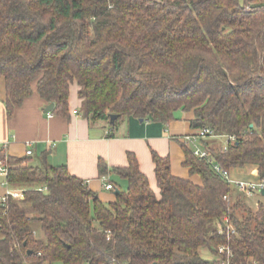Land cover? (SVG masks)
Here are the masks:
<instances>
[{"label":"trees","instance_id":"16d2710c","mask_svg":"<svg viewBox=\"0 0 264 264\" xmlns=\"http://www.w3.org/2000/svg\"><path fill=\"white\" fill-rule=\"evenodd\" d=\"M73 84L81 115L111 131L126 117L167 126L177 111L193 112V129L235 137L214 150L216 162L254 167L264 183V0H0L8 116L36 86L51 113L67 117ZM182 147L202 186L153 153L155 191L130 154L112 170L126 186L112 182L119 194L109 204L65 165L0 150L7 185L22 192L0 202V264H264V196L252 209ZM99 173L108 175L103 162Z\"/></svg>","mask_w":264,"mask_h":264},{"label":"crops","instance_id":"0c3cea01","mask_svg":"<svg viewBox=\"0 0 264 264\" xmlns=\"http://www.w3.org/2000/svg\"><path fill=\"white\" fill-rule=\"evenodd\" d=\"M4 87V86H3ZM78 89V88H77ZM78 91V90H77ZM49 103L41 99L36 86L33 94L12 116H8L5 106V88L0 94V150L10 158L27 159L31 164L40 166L46 159L51 166H67L69 173L82 179L90 191L95 193L104 204L116 201L115 191H106V182L126 186L125 181L112 174L115 168L129 166L128 156H135L140 171L148 178L150 186L158 191L155 176L153 153L171 161V171L175 177L188 180L202 186L198 175H191L184 166L185 153L182 147L184 138L196 133L191 127L193 112L179 110L175 120L167 126L152 121H140L129 117L121 120L117 129L111 131L109 124L103 121L89 123L80 113L81 102L69 97V116L59 117L45 112ZM222 137L205 140L210 150L213 143H223ZM202 142L204 145H206ZM224 145V146H225ZM31 151V155L27 152ZM103 162L108 168V175L101 177L99 164ZM250 167V168H249ZM247 170L254 181H259L256 168L247 166L243 169H232L230 172ZM255 171V174H254ZM243 181L242 179H234ZM15 192L9 188L6 176L0 175V200Z\"/></svg>","mask_w":264,"mask_h":264},{"label":"built area","instance_id":"2783aa9c","mask_svg":"<svg viewBox=\"0 0 264 264\" xmlns=\"http://www.w3.org/2000/svg\"><path fill=\"white\" fill-rule=\"evenodd\" d=\"M221 136H217L210 128H201L197 129L196 133L193 135L186 136L184 138V143L191 145L193 154L198 158L205 161L206 165L213 170L217 175H219L226 182L233 185L239 192L245 194L246 196H252L257 191H261L264 189V183L257 182H246V181H235L232 179L230 173L225 171L217 162L214 157L213 152L204 145L202 142L208 139H214ZM227 140L226 145L229 141H235V137H227L224 136ZM31 151L27 152V155H31ZM9 172V167L4 164L3 161H0V175L7 176ZM104 189L106 191H115V188L108 181L106 182ZM5 198L0 200L1 203L5 202ZM226 249L224 247L219 248V253L224 254ZM229 255V252H227ZM221 264H229L228 261H221Z\"/></svg>","mask_w":264,"mask_h":264},{"label":"rangeland","instance_id":"374dc122","mask_svg":"<svg viewBox=\"0 0 264 264\" xmlns=\"http://www.w3.org/2000/svg\"><path fill=\"white\" fill-rule=\"evenodd\" d=\"M77 85L76 84H73L70 88V96H71V100L73 98H75L76 100H79L80 99L78 98V89H77ZM1 90L4 91V87L3 85L1 86ZM1 90H0V94H1ZM69 96V97H70ZM81 102V101H80ZM128 118V117H126ZM126 118H124L123 120H126ZM224 139H222L221 141L224 142V140L226 139L225 137H222ZM225 144L223 143H213L212 144V148L213 150L215 151H220L222 149H225L226 148V145L224 146ZM250 168V167H249ZM247 170H243V172H240L241 175H239V172H236V171H233L230 173L232 179H242L243 181H246V182H253L254 179H253V176L252 175H248V173L246 172ZM254 174H255V171H254ZM257 174V173H256ZM123 189L125 190V188L123 187ZM13 198L14 199H18L20 200L22 198V192L21 191H15L13 194H12ZM260 200H262V197H260L258 194H254L252 196H247V199H246V203L249 207H251L252 209L256 210L257 208V202H259ZM39 233V237H43V234L41 232H38ZM201 255L205 258V259H211L212 258V255L211 253L208 251V250H201ZM56 264H62V263H56Z\"/></svg>","mask_w":264,"mask_h":264},{"label":"water","instance_id":"95a60500","mask_svg":"<svg viewBox=\"0 0 264 264\" xmlns=\"http://www.w3.org/2000/svg\"><path fill=\"white\" fill-rule=\"evenodd\" d=\"M55 107V104L54 103H51L47 106V108L45 109V112H52L53 109ZM119 119V117L117 115H111L110 116V124L111 125H114L115 122ZM140 121H143V120H140ZM252 127V126H251ZM257 194H262L264 196V189L261 190V191H257L256 192ZM119 194V190H116L115 191V195H118ZM29 254H31V252H29Z\"/></svg>","mask_w":264,"mask_h":264}]
</instances>
